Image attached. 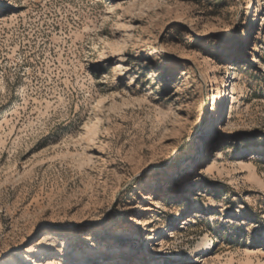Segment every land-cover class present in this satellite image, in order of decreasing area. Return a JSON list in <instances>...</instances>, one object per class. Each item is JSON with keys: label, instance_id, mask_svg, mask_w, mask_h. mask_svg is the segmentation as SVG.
Segmentation results:
<instances>
[{"label": "rangeland", "instance_id": "rangeland-1", "mask_svg": "<svg viewBox=\"0 0 264 264\" xmlns=\"http://www.w3.org/2000/svg\"><path fill=\"white\" fill-rule=\"evenodd\" d=\"M0 264H264V0H0Z\"/></svg>", "mask_w": 264, "mask_h": 264}, {"label": "bare ground", "instance_id": "bare-ground-1", "mask_svg": "<svg viewBox=\"0 0 264 264\" xmlns=\"http://www.w3.org/2000/svg\"><path fill=\"white\" fill-rule=\"evenodd\" d=\"M214 127H215V122H214V120H213V118H212L211 121H210V123H209V125H208V128H209L210 130H213ZM247 150H249V149H247ZM245 151H246V150H245ZM208 245H209V244H208ZM208 245H206V246H204V247H197L196 249H197L198 252H206V251H209V250H210V248L208 247Z\"/></svg>", "mask_w": 264, "mask_h": 264}]
</instances>
